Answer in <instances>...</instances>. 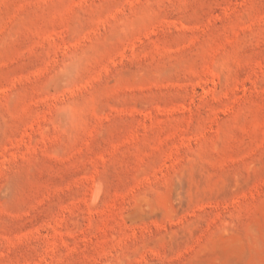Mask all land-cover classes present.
Returning a JSON list of instances; mask_svg holds the SVG:
<instances>
[{"label":"rangeland","instance_id":"374dc122","mask_svg":"<svg viewBox=\"0 0 264 264\" xmlns=\"http://www.w3.org/2000/svg\"><path fill=\"white\" fill-rule=\"evenodd\" d=\"M0 264H264V0H0Z\"/></svg>","mask_w":264,"mask_h":264},{"label":"bare ground","instance_id":"6f19581e","mask_svg":"<svg viewBox=\"0 0 264 264\" xmlns=\"http://www.w3.org/2000/svg\"><path fill=\"white\" fill-rule=\"evenodd\" d=\"M100 191H101L100 187L96 186L95 189H94V192H92L93 195L91 196L92 197V200H91L92 203H96L97 202L96 200H97V198L99 196Z\"/></svg>","mask_w":264,"mask_h":264}]
</instances>
